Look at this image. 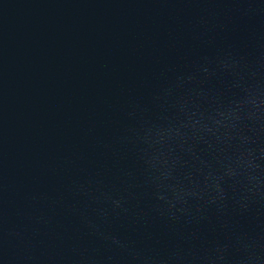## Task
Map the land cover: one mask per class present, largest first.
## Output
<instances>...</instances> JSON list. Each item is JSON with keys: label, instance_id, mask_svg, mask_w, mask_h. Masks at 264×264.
<instances>
[{"label": "water", "instance_id": "1", "mask_svg": "<svg viewBox=\"0 0 264 264\" xmlns=\"http://www.w3.org/2000/svg\"><path fill=\"white\" fill-rule=\"evenodd\" d=\"M0 264H264V0H0Z\"/></svg>", "mask_w": 264, "mask_h": 264}]
</instances>
